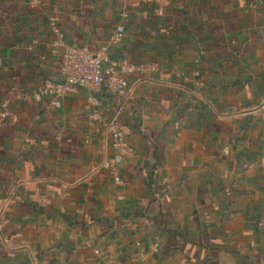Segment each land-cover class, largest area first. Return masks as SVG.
<instances>
[{
    "label": "crops",
    "instance_id": "crops-1",
    "mask_svg": "<svg viewBox=\"0 0 264 264\" xmlns=\"http://www.w3.org/2000/svg\"><path fill=\"white\" fill-rule=\"evenodd\" d=\"M72 43L156 69L126 102L21 99ZM4 103L0 264H264V0H0Z\"/></svg>",
    "mask_w": 264,
    "mask_h": 264
},
{
    "label": "built area",
    "instance_id": "built-area-1",
    "mask_svg": "<svg viewBox=\"0 0 264 264\" xmlns=\"http://www.w3.org/2000/svg\"><path fill=\"white\" fill-rule=\"evenodd\" d=\"M37 2V0H30ZM123 15L122 18H125ZM55 36L54 45L62 44L63 35L54 20L50 21ZM123 34V27L120 25L116 33L111 37L110 42L115 44L120 42ZM156 68L151 64H133L126 59H113L108 53V47L104 46L93 50L87 46H79L75 43L63 45V53L59 65L61 82H45L42 86L34 89L30 95L22 93L20 98L23 100L32 98L50 97L60 99L77 88L89 91L90 95L87 102L95 104L96 92L105 89L111 96L126 102L133 95V88L129 83V78L134 75L143 76L147 72L154 71ZM121 109H117L109 120V130L111 148L118 158L131 155V150L127 146L124 136L117 128H112L118 124V117ZM11 116L7 104L0 106V125L6 122ZM105 161L103 168L109 173L115 185H121L122 179L119 174V167L115 161Z\"/></svg>",
    "mask_w": 264,
    "mask_h": 264
},
{
    "label": "trees",
    "instance_id": "trees-1",
    "mask_svg": "<svg viewBox=\"0 0 264 264\" xmlns=\"http://www.w3.org/2000/svg\"><path fill=\"white\" fill-rule=\"evenodd\" d=\"M126 20V18L125 19H123V21H125ZM5 123H3L2 125H0V127L1 126H3ZM125 140V139H124ZM163 215L161 214V217H162ZM165 224L162 222L161 223V226L162 227H160V225L156 228V234H159L160 235V233L161 234H163V233H165V232H168L163 226H164ZM166 230V231H165ZM172 231L174 232V230L172 229Z\"/></svg>",
    "mask_w": 264,
    "mask_h": 264
},
{
    "label": "rangeland",
    "instance_id": "rangeland-1",
    "mask_svg": "<svg viewBox=\"0 0 264 264\" xmlns=\"http://www.w3.org/2000/svg\"><path fill=\"white\" fill-rule=\"evenodd\" d=\"M10 113H11V110H10ZM121 114V113H120ZM119 118H120V115H119V117H118V121H119ZM112 128H117V129H119L120 131H121V127H120V125H119V122H118V124L115 126L114 125V127H112ZM112 129H111V127H110V131H111ZM121 133H122V131H121ZM122 135H123V133H122ZM115 154V153H114ZM111 161V160H110ZM112 162H114V160L112 161ZM102 167H103V164H102Z\"/></svg>",
    "mask_w": 264,
    "mask_h": 264
}]
</instances>
